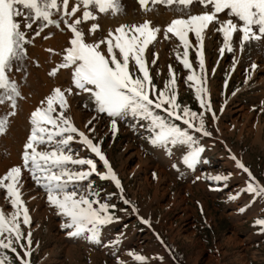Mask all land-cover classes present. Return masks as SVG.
I'll return each mask as SVG.
<instances>
[{
	"label": "rangeland",
	"instance_id": "374dc122",
	"mask_svg": "<svg viewBox=\"0 0 264 264\" xmlns=\"http://www.w3.org/2000/svg\"><path fill=\"white\" fill-rule=\"evenodd\" d=\"M122 4L123 11L115 16L98 14L95 22L101 29L95 33V39L106 36L109 29L120 24H138L145 19L163 29L180 15L176 5L150 4L153 10L146 12L137 0H122ZM189 11L197 14L202 8L196 4ZM90 23L82 25L85 31ZM214 27L210 26L205 35L203 52L206 86L216 118L205 113L210 136L188 130L197 146L203 148L197 163L193 167L184 163V156L191 151L187 144H151L148 121L129 115L118 120V131L113 135L110 120L100 114L93 124L95 132L90 135L102 141V151L120 179L123 192L114 181L102 180L95 174L88 181L70 184L69 188L88 195L86 189L91 183L101 202L116 205L111 210L115 219L101 226L96 240L87 239L89 233L69 236L70 230L62 227L66 218L49 204L46 191L24 170L21 192L31 225L21 227L25 234H32L31 255L26 257L30 264H264V228L255 223L264 219V196L242 192L250 178L236 163H243L264 186V40L246 43L241 50L237 34L234 51L222 54V34L218 35ZM69 35L67 30L50 26L41 36L33 37L32 43L26 45L27 55L13 64L10 74L21 97L17 99L16 116L10 118L6 133L0 135V176L21 164L31 112L56 87L72 86L67 70L61 69L54 76L49 74L62 62ZM190 38L194 41V37ZM150 47L158 53L157 63H149L153 82L163 88L170 78L171 66L179 103L202 111L194 89L186 83L191 73L178 58L182 54L179 41L164 40L161 34ZM148 59L150 62L151 55ZM189 60L199 75L195 49H190ZM45 88L47 91H43ZM68 99L70 108L66 115L79 130L87 132V121L97 115L91 101L86 94ZM9 110L10 105H0V115ZM177 123L184 127L182 122ZM70 147L81 157L93 156L78 142ZM98 171L106 172L100 162ZM216 176L227 179H213ZM232 196L237 198L230 199ZM124 200L130 203L125 204ZM0 209L6 215L15 211L2 189ZM145 219L149 224L143 222ZM14 246L23 255V250ZM6 251L15 260L12 264H18L15 254L10 249ZM134 254L145 260L137 261ZM7 257L10 259V255Z\"/></svg>",
	"mask_w": 264,
	"mask_h": 264
},
{
	"label": "snow or ice",
	"instance_id": "6c2138e0",
	"mask_svg": "<svg viewBox=\"0 0 264 264\" xmlns=\"http://www.w3.org/2000/svg\"><path fill=\"white\" fill-rule=\"evenodd\" d=\"M137 3L146 12L153 10L150 4L176 5L179 7L175 10L180 15L172 18L163 29L145 19L138 24H120L114 30L109 29L106 36L95 39V33L101 29L95 22L99 19L98 14L115 16L121 13L122 0H0V105H10V110L0 115V135L6 133L10 118L16 116L17 99L21 97L18 84L10 74L14 62L26 56V45L50 26L70 33L62 50V62L49 74L54 76L61 69L67 70L72 86L67 89L56 87L41 101V106L31 112L30 134L23 144L21 164L0 176V189L6 191V199L15 209L10 215L0 209V249H10L18 264H30L26 257L31 255L32 243L31 232L25 234L21 227L22 224L31 225L21 192L24 170L46 191L49 204L66 218L62 227L70 230L69 236L89 233L87 239L96 240L101 226L115 219L111 210L116 205L101 202L91 183L86 189L88 195L70 190L69 185L88 181L95 174L102 180L114 181L123 192L120 179L102 151V141L90 135L95 132L93 124L98 116L105 114L108 117L113 135L118 131V120L129 115L148 121L150 143L159 146L189 145L191 151L184 156V163L193 167L203 148L197 146L188 130L195 129L204 136H210L212 133L206 128L205 113L216 118L206 86L203 48L207 31L210 26H215L214 31L222 34V47L219 49L222 54L234 51L233 41L237 34L241 50L246 43L264 40V0H137ZM196 4L202 11L193 14L189 9ZM86 22H91L87 31L82 27ZM161 34L164 40L177 39L182 46V54H178V58L183 68L191 73L186 77V83L194 89L202 111H193L179 103L177 81L171 66L170 78L163 88L153 82L149 63H157L158 53L150 46L158 42ZM44 38L47 39V35ZM190 49H195L199 75L189 60ZM149 55L152 57L150 62ZM251 67L255 69L256 65ZM83 94L88 96L97 114L87 121V132L79 130L66 115L70 108L68 98ZM73 142L80 143L93 156L81 157L73 153L70 147ZM98 162L106 172L98 171ZM236 163L250 178L242 192L264 196V186L243 163L239 160ZM213 179L226 180L227 177L216 176ZM124 203L130 201L124 200ZM143 222L149 224L146 219ZM255 223L264 228V219H257ZM14 244L23 250V255ZM134 255L137 261L145 260L142 255ZM0 264H12V261L0 253Z\"/></svg>",
	"mask_w": 264,
	"mask_h": 264
},
{
	"label": "trees",
	"instance_id": "16d2710c",
	"mask_svg": "<svg viewBox=\"0 0 264 264\" xmlns=\"http://www.w3.org/2000/svg\"><path fill=\"white\" fill-rule=\"evenodd\" d=\"M0 253L4 254V255H10V260L15 263V260L13 259V256L11 255V253H9V251H6L5 249H0Z\"/></svg>",
	"mask_w": 264,
	"mask_h": 264
},
{
	"label": "bare ground",
	"instance_id": "6f19581e",
	"mask_svg": "<svg viewBox=\"0 0 264 264\" xmlns=\"http://www.w3.org/2000/svg\"><path fill=\"white\" fill-rule=\"evenodd\" d=\"M40 53V52H39ZM43 90V89H42ZM43 91H47V89L45 88V90H43ZM43 94V93H42ZM41 95V94H40ZM77 116V115H76ZM77 117H79V116H77Z\"/></svg>",
	"mask_w": 264,
	"mask_h": 264
}]
</instances>
